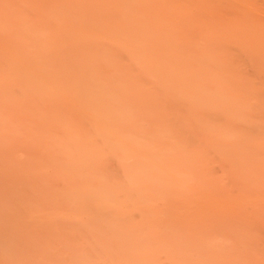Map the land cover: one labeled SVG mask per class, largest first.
Listing matches in <instances>:
<instances>
[{
	"label": "bare ground",
	"instance_id": "1",
	"mask_svg": "<svg viewBox=\"0 0 264 264\" xmlns=\"http://www.w3.org/2000/svg\"><path fill=\"white\" fill-rule=\"evenodd\" d=\"M0 264H264V0H0Z\"/></svg>",
	"mask_w": 264,
	"mask_h": 264
}]
</instances>
